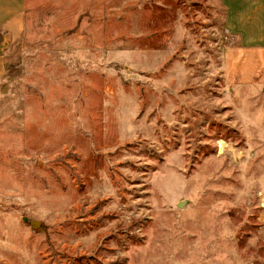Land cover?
I'll list each match as a JSON object with an SVG mask.
<instances>
[{"label":"rangeland","instance_id":"obj_1","mask_svg":"<svg viewBox=\"0 0 264 264\" xmlns=\"http://www.w3.org/2000/svg\"><path fill=\"white\" fill-rule=\"evenodd\" d=\"M235 1L26 0L0 264H264V82L227 73Z\"/></svg>","mask_w":264,"mask_h":264},{"label":"crops","instance_id":"obj_2","mask_svg":"<svg viewBox=\"0 0 264 264\" xmlns=\"http://www.w3.org/2000/svg\"><path fill=\"white\" fill-rule=\"evenodd\" d=\"M238 7L227 17V28L238 32L239 47L236 57L229 56L227 73L239 81L249 82L261 71L259 82H264V0H236ZM26 0H0V74L4 70L3 50L7 42L19 37L25 25Z\"/></svg>","mask_w":264,"mask_h":264}]
</instances>
